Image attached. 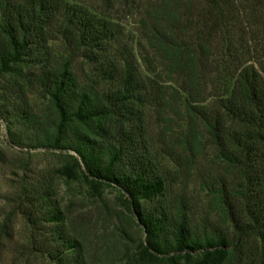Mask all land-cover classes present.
Wrapping results in <instances>:
<instances>
[{
	"label": "trees",
	"instance_id": "trees-1",
	"mask_svg": "<svg viewBox=\"0 0 264 264\" xmlns=\"http://www.w3.org/2000/svg\"><path fill=\"white\" fill-rule=\"evenodd\" d=\"M159 3L164 6L149 15L144 38L164 59L167 76H175L172 90L179 93L193 138L201 142L206 136L236 172V187L216 191L229 232L199 230L183 209L172 212L160 202L164 183L146 146L142 109L140 134L125 125L128 96L137 99L141 92L142 107L154 89L156 99L164 101L168 87L159 73L150 84L142 73L140 80L134 55L125 48L119 74L113 62L102 69L110 79L117 74L120 87L98 92L93 79L80 85L69 60L51 57L49 42L60 40L92 61L122 34L106 19L64 0H0V119L13 145L71 151L93 188L110 186L126 196L144 231L140 260L264 264V0ZM29 88L50 102L55 120L48 123L30 111L23 99ZM59 172L75 177L68 166ZM25 198L20 213L31 228V249L55 264H87L51 188ZM251 238L258 245L246 244Z\"/></svg>",
	"mask_w": 264,
	"mask_h": 264
},
{
	"label": "rangeland",
	"instance_id": "rangeland-1",
	"mask_svg": "<svg viewBox=\"0 0 264 264\" xmlns=\"http://www.w3.org/2000/svg\"><path fill=\"white\" fill-rule=\"evenodd\" d=\"M64 1L110 21L122 34L98 53L94 51L92 61L83 57L82 52L71 51L64 42L52 40L48 51L53 60H69L80 85H90L93 79L98 92H113L120 87L119 76L114 74L110 79L102 69H109L113 62L119 74L123 67L120 56L125 48L134 55L140 80L142 73L150 84L159 73L160 82L168 87L164 101L156 99L154 89L142 107L141 92L137 99L128 96L124 113L129 121L125 125L140 134L142 109L146 146L164 183L160 202L172 212L178 207L183 209L199 230L211 231L216 227L229 232L216 191L223 186L227 190L236 187V172L218 156L206 136H201L202 131L201 142L193 138L187 112L178 100L179 93L172 90L175 76H167L164 59L158 58L144 38L146 25L152 19L149 15L159 12L164 5L159 0ZM3 82L0 79V87ZM23 97L40 119L48 123L56 119L54 108L39 92L29 88L24 90ZM6 125L0 119V264H55L45 254L31 249V228L20 213L25 196L46 188H51L52 198L71 233L82 243L87 264H149L140 260L139 243L144 239V231L128 210L122 192L110 186L93 188L76 166L71 151L13 145ZM64 166L72 168L75 177L60 173ZM246 244L258 245V240L251 238Z\"/></svg>",
	"mask_w": 264,
	"mask_h": 264
}]
</instances>
